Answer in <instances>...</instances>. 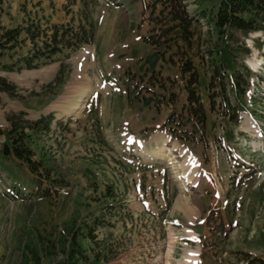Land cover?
<instances>
[{"label": "rangeland", "instance_id": "obj_1", "mask_svg": "<svg viewBox=\"0 0 264 264\" xmlns=\"http://www.w3.org/2000/svg\"><path fill=\"white\" fill-rule=\"evenodd\" d=\"M75 1L0 0V24L13 28L25 24L27 15L43 16L51 24L63 23L85 8L73 4ZM117 1L124 4V10L116 8L115 0H98V4L95 0L89 5L95 37L83 50L65 49L34 60L35 65L28 68L21 58L33 51L32 42L23 39L10 48H0V149L6 143L10 146L7 134L13 114L22 111L26 119H33L40 112H54L59 121H70L69 131L52 124L46 134L25 128L17 135L31 145V158L40 166L37 171L0 150V165L9 180L0 179V264H188L191 253L200 248V264H255L252 256L264 261V137L258 136L264 118L250 124L243 117L239 124L228 120L217 100L223 96L233 102L232 90L216 96L214 111L206 110L205 126H201L206 134L203 144L193 137L189 147L203 159V169L194 174L184 172L176 177L173 162L181 163L179 156L185 149L175 142L162 148L176 151L158 159L142 153L133 156L118 144L124 122H130V130L138 133L141 127L161 124L172 111L182 109L186 90L178 78V65L188 56L199 71L196 87L206 107V86L212 73L206 64L199 65L197 53L207 60L208 50L215 48L234 45L235 54L228 60L244 66L248 62L257 70L250 69L256 82L251 88L260 97L256 104L263 106L264 33L236 32L228 40L205 20L201 24L194 21L190 51L186 53L181 40L180 50L174 43H163L157 49L161 57H157L142 36L155 38L158 27H166L169 20L160 21L162 4L145 0L148 5L141 19L142 0ZM219 1L183 3L190 18H196L193 14L216 9ZM165 38L160 34L159 42ZM244 44L250 52L242 50ZM152 56H156L154 66L149 65ZM150 67L155 68V76ZM96 72L124 86V93H103L92 103L90 95L81 97L90 80L98 88L101 76L93 74ZM212 88L220 94L217 83ZM80 97L81 109L68 115L66 111ZM147 98L152 100L147 103ZM186 125L198 137L200 126ZM157 147L153 143L151 152H160ZM33 176L42 179L49 190L46 198H5V186L9 184L6 189L10 192H15L13 183L31 187ZM163 186L173 200L167 211L160 192ZM182 198L190 208L185 203L183 210L179 208ZM174 219L178 225L172 223ZM187 223L193 224L199 240L187 239L196 238L191 235L195 232L184 229Z\"/></svg>", "mask_w": 264, "mask_h": 264}, {"label": "trees", "instance_id": "obj_2", "mask_svg": "<svg viewBox=\"0 0 264 264\" xmlns=\"http://www.w3.org/2000/svg\"><path fill=\"white\" fill-rule=\"evenodd\" d=\"M95 0H78L73 4L80 3L83 5V10H77V16L71 17L69 20L63 23L51 24L49 20L43 16L30 17L27 15L28 21L25 24L13 28H4L0 24V48H10L12 45L29 40L32 45L35 46L33 51L21 58L26 67H33L34 60L40 58H49L50 56L64 51L65 49H76L82 44L90 43L94 37V31L92 23L88 18L89 5H92ZM161 1L160 13L161 22L169 20L166 27L162 30L159 27V34L155 38L163 36L166 37L162 43L159 39L148 38V42L157 50L163 43L169 45L174 43L180 50L183 47L185 51H190L193 44V32L192 23L195 18H190L189 14L185 10V4L183 0H159ZM36 5V4H35ZM38 7V5H37ZM205 13L204 11H202ZM208 13V23L210 28L216 30L220 36H225L228 40H231L236 32L242 35H247L250 32L261 31L264 33V0H220L216 9H210L206 11ZM1 13V10H0ZM202 13V14H203ZM177 31V32H176ZM175 32V35L169 36V33ZM22 33L23 38H22ZM179 37V41L176 39ZM220 38V37H219ZM221 39V38H220ZM180 40L183 43V47H180ZM226 46V44H224ZM234 46V45H233ZM226 46V49L208 50V58L204 59V55L199 56L200 64H206L205 66L211 70V75L206 86L208 110L214 111V105L217 95H226V89L232 90L234 99L233 102L226 97L219 99L223 102V105L228 110L227 115L230 121L235 120L236 111L245 105L244 94L248 88V69L241 63H236L228 60L235 54V48ZM260 47V44H257ZM168 47V46H166ZM243 47V46H241ZM242 50L247 51L244 47ZM159 52V51H158ZM161 53V52H160ZM159 53V54H160ZM162 55V54H161ZM227 56V58H226ZM28 62H30L28 64ZM240 65L241 68L235 67ZM181 76L184 79V88L186 90V105L183 106L185 112V121L192 124L204 127L206 120V110L204 102L199 95V91L196 85L199 82V71L194 66L190 56L186 57L179 65ZM216 81V82H215ZM219 86V92L213 90L214 84ZM225 111V110H224ZM224 114V113H223ZM24 112L13 114L9 120L11 122L8 130L9 138L11 139L10 147L6 143L2 151L8 155H12L15 158L27 162L29 169L34 172L39 169V165H36L35 160L31 158L34 153L31 145L24 139H17V135L21 134L25 128H29L32 131H41L43 133H49L50 123L52 122L53 115H42L36 120H27L24 117ZM182 115V114H181ZM183 116V115H182ZM173 115H171V118ZM62 127V130L69 131V127L66 124H59L58 128ZM201 127V128H202ZM203 129V128H202ZM16 132V136L14 133ZM185 137L190 133L187 130H183ZM17 137V138H16ZM182 139L183 136L179 135ZM27 144V145H26ZM110 191V188H108ZM107 195H111L109 192ZM252 263L264 264L260 258H252Z\"/></svg>", "mask_w": 264, "mask_h": 264}, {"label": "bare ground", "instance_id": "obj_3", "mask_svg": "<svg viewBox=\"0 0 264 264\" xmlns=\"http://www.w3.org/2000/svg\"><path fill=\"white\" fill-rule=\"evenodd\" d=\"M204 22V21H203ZM250 66V65H249ZM254 66V68H256L257 66L256 65H253ZM251 67V66H250ZM252 68V67H251ZM91 84H92V82H91V80L88 82V84H87V86L82 90V94H81V97H82V95L83 96H89L90 94H91V91L94 89L92 86H91ZM81 97H80V99L78 100V102L76 103V104H74L71 108H70V110H68V111H66V113L67 114H71L72 112H74L76 109H81V106H82V104L81 103H83V102H81ZM77 111V110H76ZM75 111V112H76ZM161 151L160 152H157V153H149V154H146V155H148L149 157H153V158H162V156L164 157V156H166V154H171V152H170V150H168V149H165V148H161L160 149ZM167 152V153H166ZM185 201V202H184ZM187 200H184L183 198H182V200H178V205H180V206H182V207H184L185 208V205H184V203L185 204H187V202H186ZM189 205V204H188ZM188 231H190V230H188ZM191 235H193L194 237H196V235L195 234H191ZM198 253L199 252H192L191 253V255H190V257H188L189 259H188V264H197L198 263Z\"/></svg>", "mask_w": 264, "mask_h": 264}, {"label": "crops", "instance_id": "obj_4", "mask_svg": "<svg viewBox=\"0 0 264 264\" xmlns=\"http://www.w3.org/2000/svg\"><path fill=\"white\" fill-rule=\"evenodd\" d=\"M40 113H41V112H40ZM187 204H188V203H187ZM188 207L190 208L191 206L188 205ZM188 207H186V208H188ZM179 208L182 209V210L184 209V208H183L182 206H180V205H179ZM188 210H189V209H188Z\"/></svg>", "mask_w": 264, "mask_h": 264}, {"label": "water", "instance_id": "obj_5", "mask_svg": "<svg viewBox=\"0 0 264 264\" xmlns=\"http://www.w3.org/2000/svg\"><path fill=\"white\" fill-rule=\"evenodd\" d=\"M155 57H156V56H155ZM155 59H156V58H153V60H152V61H153L152 64L154 63Z\"/></svg>", "mask_w": 264, "mask_h": 264}]
</instances>
